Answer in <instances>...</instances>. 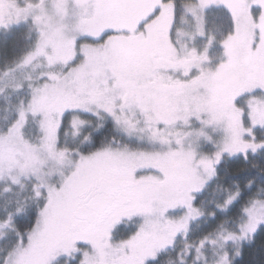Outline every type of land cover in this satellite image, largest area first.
Masks as SVG:
<instances>
[{"label":"snow or ice","instance_id":"snow-or-ice-1","mask_svg":"<svg viewBox=\"0 0 264 264\" xmlns=\"http://www.w3.org/2000/svg\"><path fill=\"white\" fill-rule=\"evenodd\" d=\"M0 264H264V0H0Z\"/></svg>","mask_w":264,"mask_h":264}]
</instances>
